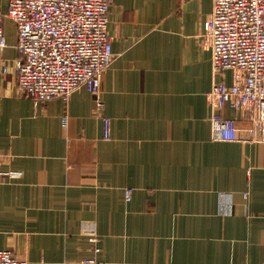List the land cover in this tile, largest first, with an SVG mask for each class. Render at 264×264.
Wrapping results in <instances>:
<instances>
[{"label":"crops","instance_id":"1","mask_svg":"<svg viewBox=\"0 0 264 264\" xmlns=\"http://www.w3.org/2000/svg\"><path fill=\"white\" fill-rule=\"evenodd\" d=\"M211 11L212 0H111L99 97L80 87L43 102L19 91L17 30L4 26L0 249L29 264H264V143L247 141L250 119L230 103L223 115L246 142L214 130L207 95L232 72L213 75Z\"/></svg>","mask_w":264,"mask_h":264},{"label":"built area","instance_id":"2","mask_svg":"<svg viewBox=\"0 0 264 264\" xmlns=\"http://www.w3.org/2000/svg\"><path fill=\"white\" fill-rule=\"evenodd\" d=\"M111 0H9L7 16L17 30L18 89L35 101L67 98L85 87L99 97L112 59L108 31ZM0 7V65L8 46ZM202 41L211 50L213 75L232 72V83L213 82L207 95L210 120L218 139L237 142V123L223 115L228 103L242 107L251 126L249 139L264 143V0H212ZM3 71L7 68L3 66ZM103 136L111 137L104 118ZM19 176V172L6 173ZM3 174H0V176ZM132 188L126 189L131 200ZM0 264H29L0 249ZM80 264H103L86 258Z\"/></svg>","mask_w":264,"mask_h":264},{"label":"rangeland","instance_id":"3","mask_svg":"<svg viewBox=\"0 0 264 264\" xmlns=\"http://www.w3.org/2000/svg\"><path fill=\"white\" fill-rule=\"evenodd\" d=\"M2 12L4 14V26L9 27L11 30H14L15 25L12 22L10 18H8L7 13H8V4L5 5V7L2 9Z\"/></svg>","mask_w":264,"mask_h":264},{"label":"trees","instance_id":"4","mask_svg":"<svg viewBox=\"0 0 264 264\" xmlns=\"http://www.w3.org/2000/svg\"><path fill=\"white\" fill-rule=\"evenodd\" d=\"M3 24H4V22H3Z\"/></svg>","mask_w":264,"mask_h":264}]
</instances>
